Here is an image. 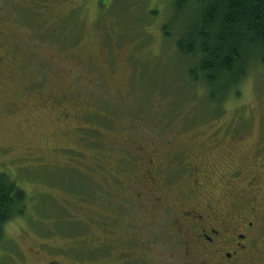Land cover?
Here are the masks:
<instances>
[{"label":"rangeland","instance_id":"rangeland-1","mask_svg":"<svg viewBox=\"0 0 264 264\" xmlns=\"http://www.w3.org/2000/svg\"><path fill=\"white\" fill-rule=\"evenodd\" d=\"M170 1L0 0V174L26 195L0 264H200L173 224L251 178L264 233V70L213 113L164 35Z\"/></svg>","mask_w":264,"mask_h":264},{"label":"trees","instance_id":"trees-1","mask_svg":"<svg viewBox=\"0 0 264 264\" xmlns=\"http://www.w3.org/2000/svg\"><path fill=\"white\" fill-rule=\"evenodd\" d=\"M171 7L178 17L163 31L186 61L184 87L209 89L201 98L217 114L252 71L264 70V0H171ZM25 201L24 191L0 174V244L5 226L23 217Z\"/></svg>","mask_w":264,"mask_h":264},{"label":"flooded vegetation","instance_id":"flooded-vegetation-1","mask_svg":"<svg viewBox=\"0 0 264 264\" xmlns=\"http://www.w3.org/2000/svg\"><path fill=\"white\" fill-rule=\"evenodd\" d=\"M60 116L63 119L69 118L66 112L63 115L60 113ZM256 151L260 154V147L254 153ZM161 164L163 162L154 165L156 170ZM201 167H204L202 162L191 164L188 176L197 179L188 178V181H184L185 193L195 195L199 190L207 191L208 187L197 176ZM237 167L234 165V168ZM254 167L256 170H263L264 162L253 165L252 169ZM235 171L234 178L243 175L241 170ZM161 185L164 184L160 183ZM242 191L236 192L232 188L227 190L226 199L211 196L192 206L185 205L182 218L177 224H173L176 241H180L179 250H186L185 256L197 255L202 259L200 264H264V233L260 228L263 219L260 208L263 188L251 178ZM182 206L184 205L180 204ZM44 247L54 249L52 242L44 243ZM47 264L62 263L49 261Z\"/></svg>","mask_w":264,"mask_h":264}]
</instances>
